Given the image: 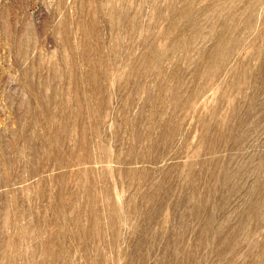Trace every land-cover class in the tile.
Here are the masks:
<instances>
[{"label":"rangeland","instance_id":"rangeland-1","mask_svg":"<svg viewBox=\"0 0 264 264\" xmlns=\"http://www.w3.org/2000/svg\"><path fill=\"white\" fill-rule=\"evenodd\" d=\"M0 264H264V0H0Z\"/></svg>","mask_w":264,"mask_h":264}]
</instances>
